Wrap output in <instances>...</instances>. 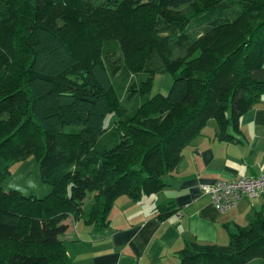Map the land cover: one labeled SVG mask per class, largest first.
Listing matches in <instances>:
<instances>
[{"label":"trees","instance_id":"1","mask_svg":"<svg viewBox=\"0 0 264 264\" xmlns=\"http://www.w3.org/2000/svg\"><path fill=\"white\" fill-rule=\"evenodd\" d=\"M24 1L0 0V60L10 63L0 67V114L7 112L0 115V264H73L60 239L69 216L104 227L118 197L137 202L165 186L163 176L207 120L225 138L264 97V0H149L153 41L144 72L130 84L128 75L122 80L137 96L123 114L118 69L83 62L62 29L37 20L42 0H27L35 13L19 32L8 28ZM124 1L82 3L116 12ZM175 50L184 56L169 61L164 51ZM162 73L173 77L167 95L150 96L153 76ZM33 155L51 193L6 191L8 164ZM177 256V264H264V213L237 227L224 246L193 243Z\"/></svg>","mask_w":264,"mask_h":264},{"label":"crops","instance_id":"2","mask_svg":"<svg viewBox=\"0 0 264 264\" xmlns=\"http://www.w3.org/2000/svg\"><path fill=\"white\" fill-rule=\"evenodd\" d=\"M225 138L213 119L182 151L177 167L163 176L164 187L137 202L118 197L102 228L66 219L60 237L73 264H177L189 244L224 246L237 227L264 213V196H243L218 212L203 185L264 173V97L244 113Z\"/></svg>","mask_w":264,"mask_h":264},{"label":"rangeland","instance_id":"3","mask_svg":"<svg viewBox=\"0 0 264 264\" xmlns=\"http://www.w3.org/2000/svg\"><path fill=\"white\" fill-rule=\"evenodd\" d=\"M82 1L66 0L63 4L54 5L42 0L36 3L40 10L37 11V20L62 29L66 44L83 62L97 60L107 68L118 69L116 79L121 80L120 83L124 89L123 96L117 99L118 111L121 114L128 113L134 107L135 97H137L134 93L128 94V89L133 87L129 85L130 81H135L136 76L144 72V67H141L145 64L148 45L153 41V22L155 21L152 16L153 5L149 4V0H126L116 12H106L89 8ZM228 1L230 0L221 2ZM21 4L20 11L8 22V28L15 29V32H19L20 26L28 24L35 13V10L28 6L27 0ZM240 6L235 5V7ZM192 11L189 8L182 15L186 17ZM144 13L147 14L144 15ZM192 33L195 38L201 37L202 34L200 30H193ZM184 52L182 54L175 50L173 54H168L164 51V56H168L169 61H174L178 55L183 57ZM158 54L162 59L165 58L160 52ZM1 66L7 67L10 63L7 60H0ZM126 75H128L129 84L122 81ZM172 81L173 77L170 73L154 75L149 95L165 97ZM6 113L0 114L1 119ZM111 125L112 118L109 115L104 121V127L110 128ZM7 170L9 175L4 183L6 191H15L24 197L38 198L48 196L52 191L51 186L41 180L38 160L34 155L23 161L9 163ZM91 200L92 194H87L83 209H87ZM68 219L73 218L69 216Z\"/></svg>","mask_w":264,"mask_h":264},{"label":"built area","instance_id":"4","mask_svg":"<svg viewBox=\"0 0 264 264\" xmlns=\"http://www.w3.org/2000/svg\"><path fill=\"white\" fill-rule=\"evenodd\" d=\"M201 192L209 195L215 209L223 213L232 208L243 196L249 199L264 196V173L251 178L203 185Z\"/></svg>","mask_w":264,"mask_h":264}]
</instances>
